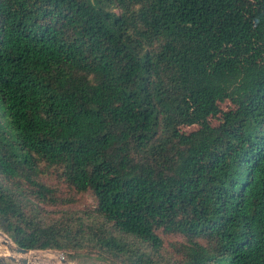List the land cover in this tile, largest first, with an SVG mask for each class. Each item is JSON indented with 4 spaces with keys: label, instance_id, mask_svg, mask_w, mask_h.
<instances>
[{
    "label": "trees",
    "instance_id": "16d2710c",
    "mask_svg": "<svg viewBox=\"0 0 264 264\" xmlns=\"http://www.w3.org/2000/svg\"><path fill=\"white\" fill-rule=\"evenodd\" d=\"M261 52L264 0H0V230L108 264H264ZM51 168L95 206L46 214Z\"/></svg>",
    "mask_w": 264,
    "mask_h": 264
},
{
    "label": "rangeland",
    "instance_id": "374dc122",
    "mask_svg": "<svg viewBox=\"0 0 264 264\" xmlns=\"http://www.w3.org/2000/svg\"><path fill=\"white\" fill-rule=\"evenodd\" d=\"M234 2L240 7L244 14L250 13L255 7L260 5V0H234ZM262 54L264 52H261ZM230 103L225 101L221 103V108L223 110L228 109ZM210 122L216 124L218 122V117H210ZM4 125V122L2 123ZM198 125L191 124L189 126L183 127L184 130L195 129ZM10 132L9 129H6ZM49 172L45 175V181L49 183L55 189L56 202H47L40 204L43 211L46 212L49 216L57 215H79L84 210H90L95 206V199L93 194L89 191L86 192H77L72 187L68 186L58 177L57 169H49ZM164 241V250L171 253V243L180 242L181 237L177 235H168L165 234L162 236ZM38 251L43 254H38L39 260L36 264H48L49 261H52L50 264H63L61 260H57L60 255H62L67 263L70 264H108V261H104L98 258V252H95L91 245H84L83 248L78 250L71 251H60V250H32ZM51 253V254H50ZM52 255L54 257H51ZM32 256V255H30ZM72 256V257H71ZM74 256V257H73ZM41 257H47V260L40 259ZM33 259L32 257H29ZM50 258V259H49ZM10 264V263H9Z\"/></svg>",
    "mask_w": 264,
    "mask_h": 264
},
{
    "label": "water",
    "instance_id": "95a60500",
    "mask_svg": "<svg viewBox=\"0 0 264 264\" xmlns=\"http://www.w3.org/2000/svg\"><path fill=\"white\" fill-rule=\"evenodd\" d=\"M0 236L4 238V241L0 243V246L2 247L0 248V264H30L27 255L32 250L19 247L1 230ZM59 259L63 264H70L66 262L62 255L59 256Z\"/></svg>",
    "mask_w": 264,
    "mask_h": 264
},
{
    "label": "bare ground",
    "instance_id": "6f19581e",
    "mask_svg": "<svg viewBox=\"0 0 264 264\" xmlns=\"http://www.w3.org/2000/svg\"><path fill=\"white\" fill-rule=\"evenodd\" d=\"M4 241V238L3 237H1L0 236V243L1 242H3ZM4 246V245H3ZM5 247V246H4ZM0 248H2L1 246H0ZM39 253H37V252H34V251H31L28 255H27V259H28V261H29V263L30 264H36V262L39 260V257H37V255H38ZM30 255H32L33 256V259H30L29 257H32V256H30ZM40 259H42L43 261L44 260H47V257L45 258V257H41ZM50 259V258H49ZM52 261H49L48 263L50 264ZM13 264H15V263H13Z\"/></svg>",
    "mask_w": 264,
    "mask_h": 264
},
{
    "label": "crops",
    "instance_id": "0c3cea01",
    "mask_svg": "<svg viewBox=\"0 0 264 264\" xmlns=\"http://www.w3.org/2000/svg\"><path fill=\"white\" fill-rule=\"evenodd\" d=\"M10 264H13V263H10Z\"/></svg>",
    "mask_w": 264,
    "mask_h": 264
}]
</instances>
